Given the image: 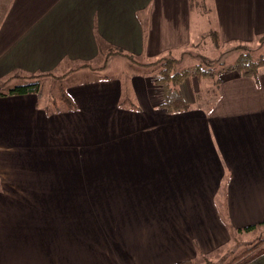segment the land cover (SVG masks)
I'll use <instances>...</instances> for the list:
<instances>
[{
    "label": "crops",
    "instance_id": "obj_1",
    "mask_svg": "<svg viewBox=\"0 0 264 264\" xmlns=\"http://www.w3.org/2000/svg\"><path fill=\"white\" fill-rule=\"evenodd\" d=\"M6 1L3 93L53 74L77 110L55 111L35 94L0 96V264H98V247L75 230L125 235L135 223L141 240L120 244L121 256L111 247L102 264H177L264 222V67L256 79L185 80L191 109L170 115L151 70L127 61L121 72L119 56L103 55L110 47L149 62L181 53L200 35L193 10L203 1L223 45H253L264 37V0Z\"/></svg>",
    "mask_w": 264,
    "mask_h": 264
},
{
    "label": "trees",
    "instance_id": "obj_2",
    "mask_svg": "<svg viewBox=\"0 0 264 264\" xmlns=\"http://www.w3.org/2000/svg\"><path fill=\"white\" fill-rule=\"evenodd\" d=\"M210 38L212 40V44L216 50H220L223 47L221 37L218 31H211ZM260 43H264V37L259 39ZM102 41L99 40V46L101 52H104L102 47ZM226 55L237 54V58L235 62L231 65L223 66L220 70L216 71L211 66L210 62H203L202 64L181 68L180 60L173 56V53H167L149 63H139L132 54H129L123 50L113 49L108 50L105 56L111 57L113 55L120 56L128 60L130 63L134 65H139L143 67H150L153 72H155L151 76V82L158 92L159 98L161 100V104L159 108L163 110L165 113L170 115L181 114L189 111L191 109L190 105L185 101V98L181 92L182 83L190 78H196L200 80H219V77L237 72L242 77L254 78L256 79L259 74V70L264 67V54H256L255 49L251 45L247 44H235V46L231 47L226 53ZM225 54H223L225 56ZM108 59L105 60L107 63ZM89 65L83 66V68H89ZM106 65L101 67V70H104ZM156 70L157 73H156ZM51 77V75H38L32 76L28 78L29 82L24 85H20L14 87L8 93H3L2 89L5 86L0 87V96L4 95H27V94H35L39 98L43 96V82L44 78ZM54 77V76H52ZM59 81L62 80V77H54ZM203 100L201 95L198 96V102L200 103ZM59 106H63L64 109L68 112L77 110V104L69 94L65 86L61 83L59 89V97L58 99L53 100L52 107L55 111L59 110ZM264 227V222L259 225H253L247 227L245 229H241L239 233H247L257 230L258 228ZM263 246V247H262ZM234 249V248H233ZM259 251L255 252L256 250ZM236 251V249H235ZM255 252L251 255V253ZM234 252H228L227 256L233 255ZM264 255V239H261L258 244L248 249L246 253H243L241 256L243 258L237 264H250ZM201 258H206L208 261L205 264H213L212 261H209L207 257L202 256ZM236 259V258H235ZM238 260V259H237ZM196 260H187L177 264H193ZM234 262V261H233ZM218 264V263H217ZM220 264V263H219Z\"/></svg>",
    "mask_w": 264,
    "mask_h": 264
},
{
    "label": "rangeland",
    "instance_id": "obj_3",
    "mask_svg": "<svg viewBox=\"0 0 264 264\" xmlns=\"http://www.w3.org/2000/svg\"><path fill=\"white\" fill-rule=\"evenodd\" d=\"M6 0H0V13L3 11H1L2 8H6ZM209 5L207 4V2H204L200 5H195L194 7V13H195V17L193 20V25L195 26V28L198 29V33L200 34L199 37L195 35V38H193V44L186 48L183 49V51L181 53H178L177 55L173 54V56L175 58H178L180 60V67L181 68H187V67H193L199 64H202L203 62H212L211 66L216 70H220L223 66H227V65H231L235 62L236 58L238 57L237 54H231V55H226L225 53L233 46L235 45H228L225 46L223 45V47L220 50H216L212 44V40L210 38V31L209 28L210 23H208L207 21V17L208 16V10ZM101 41V38H98V41ZM103 43V42H102ZM255 51L256 54H264V43H260V42H256L255 44L251 45ZM103 50L106 51L107 50V46L106 44H102ZM110 48V47H109ZM108 50H113L115 48H111ZM225 54V56L223 55ZM103 55H105V53H103ZM128 60H126L123 57L117 58L115 64H113V67L115 69H120L121 72H123V65L122 63H126ZM153 61V60H152ZM129 62V61H128ZM139 62V61H138ZM151 62V61H149ZM149 62H139V63H149ZM132 64V63H131ZM134 65V64H133ZM136 66V65H135ZM140 67V66H139ZM138 68V67H136ZM148 68V67H145ZM140 69V68H138ZM149 70H151V76L155 73L153 72V70L149 67ZM110 71V67L106 68L103 71V75L106 76H110V77H114V75H112V73H109ZM158 70H156L157 73ZM121 72H119L120 75ZM46 75H51L52 80L50 82H43V102L42 104H45V102L47 100H51L50 103L55 100L58 99L59 97V89L61 86V83H59V80L57 78H54L55 75L53 74H46ZM54 76V77H52ZM49 77V76H48ZM26 84V82L24 83H16L13 86L15 87V85H24ZM65 85V84H64ZM215 86V84H214ZM212 87L211 89H214V91H209V87H206L204 89V93L203 94V99L204 101L210 100V96L211 95H216V91L217 88L216 87ZM42 101V99H41ZM126 101V100H125ZM127 103V102H126ZM128 104V103H127ZM89 204V202H88ZM139 216V215H138ZM141 218V215L139 216ZM123 231L118 232V231H112V230H102L101 226L98 225L96 227V229H88V228H83V229H76L75 230V234L74 237L77 239H80L81 241H84V245L87 246V242L89 241L90 243L93 244V246H97L98 248H96V251H98V264H102L103 262L105 263L106 260L104 258L105 251L108 252V250L111 247H115L117 249L118 252V256L120 255V250L118 249V247L120 246V244H125L126 245V240H131V239H136L139 238L141 240V228L140 225L138 223H135V225H131V229L129 231V229L122 234ZM120 234V235H118ZM124 235V237H123ZM264 239V227L258 228L257 230H254L252 232H243V233H233V237L231 240V243L221 249L219 252L207 257V259L209 261H212L213 264H237L240 261L243 260V258L241 257L243 255V253H246L248 251V249H251V247H253L254 245L258 244V242ZM263 247V246H262ZM234 248V249H233ZM140 249H141V244H140ZM236 249V251H235ZM260 249L256 250L255 252L259 251ZM130 251V248H129ZM234 252L233 255L227 256L228 252ZM255 252L251 253L254 254ZM138 255L141 257V251L138 253ZM262 257V256H261ZM135 258V263L136 264H141V262H139L137 260L136 257ZM236 258V259H235ZM206 259V258H205ZM204 258H197L196 262H194L193 264H205L206 261ZM238 259V260H237ZM118 260V257H117ZM234 261V262H233ZM119 261H117L118 263ZM83 264H87L85 262L82 261ZM81 263V264H82ZM119 264V263H118Z\"/></svg>",
    "mask_w": 264,
    "mask_h": 264
}]
</instances>
